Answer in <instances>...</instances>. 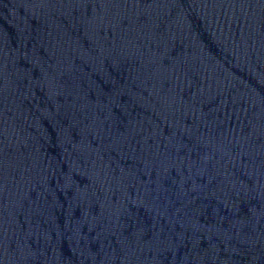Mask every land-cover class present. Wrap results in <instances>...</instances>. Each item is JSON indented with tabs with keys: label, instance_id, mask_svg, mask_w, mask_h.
Returning a JSON list of instances; mask_svg holds the SVG:
<instances>
[{
	"label": "water",
	"instance_id": "95a60500",
	"mask_svg": "<svg viewBox=\"0 0 264 264\" xmlns=\"http://www.w3.org/2000/svg\"><path fill=\"white\" fill-rule=\"evenodd\" d=\"M0 264H264V0H0Z\"/></svg>",
	"mask_w": 264,
	"mask_h": 264
}]
</instances>
